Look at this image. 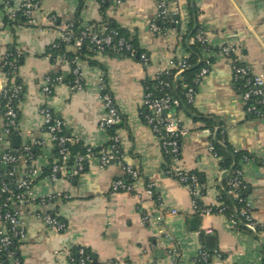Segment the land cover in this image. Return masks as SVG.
<instances>
[{"label":"crops","instance_id":"0c3cea01","mask_svg":"<svg viewBox=\"0 0 264 264\" xmlns=\"http://www.w3.org/2000/svg\"><path fill=\"white\" fill-rule=\"evenodd\" d=\"M8 1L15 9L27 0ZM175 9L169 4L170 14L179 18L171 19L165 31L154 32L151 26L158 14L154 0H121L120 4L109 0L105 8L99 0H44L35 24L12 20L0 5V91L7 85L3 60L13 54L23 87L18 107L21 128L32 130V137L42 135L39 110L48 104L70 137L85 146L105 145L110 132L100 128L105 113L99 94L103 77L123 116L116 132L122 139L124 162L141 173L138 194L113 193V181L124 175L122 167L113 163L101 168L95 158L88 159L84 174L74 181L62 178L54 186L39 182L36 190L40 195L56 190L71 196L60 209L67 230L53 231L35 209L19 207L26 225V239L17 248L22 264H70L69 256L79 246L94 256V264H168L173 258L172 241L179 251L177 264H193L201 245L219 254H213L208 264H264V122L248 114L234 82L232 60L214 56L211 71L198 88L196 104L182 114L190 129L181 139L182 159L200 177L205 190L203 205L216 204L229 171L210 152L205 127L224 126L229 145L250 157L247 163L240 159L239 166L244 169L254 218L263 231L255 234L242 222L233 227L224 215L194 214L188 188L164 173L167 162L157 136L145 122L142 105L144 81L152 80L171 58L191 56L188 40L199 24L213 49L232 48L234 59L252 74L264 76V0H182L178 12ZM51 17L57 21L52 23ZM70 22L97 30L109 26L122 30L147 53L149 66L130 56L91 52L81 62L84 89L72 91L66 83L46 98L41 91L44 78L51 73H70L66 58L52 59L49 54L59 31ZM66 50L75 51L73 47ZM3 124L0 116V130ZM53 154L52 147H46L38 153V163L50 164ZM147 182L155 184L160 201L147 196ZM173 209L178 210L177 215L170 214ZM161 213L166 214L161 225L143 224V215ZM208 236L215 239L214 249L209 247Z\"/></svg>","mask_w":264,"mask_h":264},{"label":"built area","instance_id":"2783aa9c","mask_svg":"<svg viewBox=\"0 0 264 264\" xmlns=\"http://www.w3.org/2000/svg\"><path fill=\"white\" fill-rule=\"evenodd\" d=\"M99 1L104 3L109 0ZM115 1L121 3V0ZM154 1L157 4L158 14L151 28L154 32L165 31L166 24L171 22L169 4H173L178 12L182 0ZM43 2L44 0H27L15 9L8 0H1L0 5L12 20L22 17L29 24H35V14L40 10ZM50 21L55 23L57 19L51 17ZM195 44H200L202 50V55L197 59L201 67L191 84L184 77V74L194 66L189 55L171 58L167 66L159 69L152 80L144 81L142 99L144 119L159 140L168 166L164 173L188 188L194 214L199 217L224 215L233 227L237 228L242 222L251 232L257 234L263 231V228L254 218L251 202L240 194L248 189L244 182V169L241 166L232 172L225 189L233 205H228L221 197L212 206L203 205L205 190L200 177L188 170L182 159L181 139L190 133V129L183 122L182 114L188 113V108L196 104L198 88L210 73L214 56L218 54L232 60L234 82L237 88L242 90V99L248 114L264 122V76L254 75L247 66L240 65L238 60L234 59L236 56L232 48L213 49L201 24L188 40L189 46ZM85 45L98 54L111 51L130 56L137 59L144 67H148L150 63L147 53L140 52L135 44L120 35L118 30L108 27H102L100 30L92 26L81 27L77 22H70L59 31L51 49L73 47L75 52L79 53ZM59 56L66 58L65 55ZM81 62L82 59L78 54L69 62V74L72 77L69 82H66L62 74L47 75L42 85V94L46 98L50 97L57 86L66 83L72 91L83 90L85 78ZM2 68L6 74L7 85L0 91V116L4 120L3 128L0 130V264H22L17 248L26 239V225L19 207L35 209L38 217L53 231L62 233L67 230V223L63 220L60 209L64 203L71 200V196L56 190L40 195L36 190L39 182L46 181L54 186L62 178L74 181L84 174L88 159L95 158L101 168L113 163L122 167L124 175L113 181L111 186L113 193L138 194L136 184L141 173L125 164L122 139L118 132L110 136L108 142L99 148L82 144L85 152L74 153L72 147L80 142L66 134L63 121L55 116L48 104H43L39 110L43 121L42 135L32 137V130H24L20 126L18 107L22 100L23 87L18 82L17 58L11 54L6 55ZM99 94L105 110L100 120V128L104 131L118 128L123 124V116L103 77L99 84ZM206 132L210 137L209 150L220 161L215 144L224 146L228 142L226 129L222 125L215 124L212 128L206 129ZM15 135L20 137L18 148L13 147L12 143ZM46 147H52L53 158L50 164L41 165L38 163V153ZM242 161L247 163L250 157L245 155ZM145 193L152 200L160 201L153 182L146 183ZM170 214L177 215L178 210L173 209ZM165 217L166 214L162 213L156 216L145 214L142 222L145 225H161ZM170 254L173 258L168 264H177L179 251L173 241ZM213 254L218 252H211L201 245L193 264H208ZM69 263L94 264V256L86 248L79 246L70 254ZM154 264L161 263L154 262Z\"/></svg>","mask_w":264,"mask_h":264},{"label":"trees","instance_id":"16d2710c","mask_svg":"<svg viewBox=\"0 0 264 264\" xmlns=\"http://www.w3.org/2000/svg\"><path fill=\"white\" fill-rule=\"evenodd\" d=\"M106 3L107 2H104L102 3L103 7L105 8L106 7ZM19 19H23L22 17H20ZM18 19V20H19ZM24 20V19H23ZM78 24V22H77ZM79 25V24H78ZM171 24H166V28H168ZM108 28H111V29H116L118 30V32L120 33V35L122 36H125L127 39H129L128 35L126 33H124L122 30L116 28V27H113V26H109ZM195 33V32H194ZM193 33V35H194ZM132 43L135 44L134 41H132ZM135 46L138 48V46L135 44ZM139 49V48H138ZM140 50V49H139ZM188 50L191 54L190 56V60L191 62L194 64V66L188 70L185 74H184V77L186 79V81L188 83L191 84V81L193 80V78L195 77V75L198 73V71L200 70V67H201V64L198 62V58L202 55V50H201V47H200V44H195L193 46H188ZM95 53L94 51H92V49L88 46V45H85L81 51L79 53L77 52H68L66 50L65 47L59 49V50H55V49H49V54H51L52 56V59H54V57H58L59 55H65L66 59L68 62H71L73 60V58L75 57V55H79L81 57V59L83 57H85L88 53ZM140 52H142L140 50ZM105 53H110V54H114V55H119V54H116V53H113L111 51H107ZM13 55V54H12ZM122 55V54H121ZM126 56V55H124ZM240 65H243V64H240ZM58 74H62L65 79H66V82H69L70 80H72V77L70 74H63V73H58ZM18 82L20 83V80L18 79ZM241 93H242V90L240 89ZM193 107H189V111L192 110ZM247 108V107H246ZM252 116V115H251ZM254 117V116H252ZM215 125V124H212V125H206L205 129H209V128H212V126ZM66 132V130H65ZM108 132H110V136H114L115 133H116V128H112L110 130H108ZM67 134V132H66ZM68 135V134H67ZM69 136V135H68ZM215 147H216V151L217 153L219 154L220 156V165L222 166L223 169L229 171V175L228 177L226 178V180L224 181V185H225V188L221 194V199L225 201V203H227L228 205L232 206L233 205V202L232 200L227 196L226 194V187H227V184H228V180L232 174V172H234L236 170L237 167H239V161L240 159H243V157L245 155L243 154H240L238 152H235V150L229 145V143L227 142L224 146L216 143L215 144ZM72 150L74 153H83L85 152V149L83 148V145L80 143V144H77L75 146L72 147ZM37 153V151H36ZM168 166H166L165 170L167 169ZM242 197L244 198H247V190L246 191H243L240 193ZM240 224V223H239ZM239 226V225H238Z\"/></svg>","mask_w":264,"mask_h":264},{"label":"water","instance_id":"95a60500","mask_svg":"<svg viewBox=\"0 0 264 264\" xmlns=\"http://www.w3.org/2000/svg\"><path fill=\"white\" fill-rule=\"evenodd\" d=\"M177 18H179V15L178 16H172L171 14L169 15V20H171V19H175L176 20ZM174 25H176V24H174ZM12 143H13V147L18 148L20 146V137L17 136V135L13 136ZM207 241L209 243L210 242L212 243V245H210L209 247L211 249H214V247H215V245H214V241H215L214 237L213 236H208L207 237Z\"/></svg>","mask_w":264,"mask_h":264}]
</instances>
